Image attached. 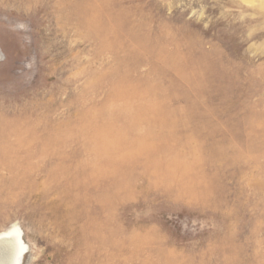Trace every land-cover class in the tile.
<instances>
[{
	"label": "rangeland",
	"instance_id": "rangeland-1",
	"mask_svg": "<svg viewBox=\"0 0 264 264\" xmlns=\"http://www.w3.org/2000/svg\"><path fill=\"white\" fill-rule=\"evenodd\" d=\"M21 264H264V0H0V232Z\"/></svg>",
	"mask_w": 264,
	"mask_h": 264
},
{
	"label": "bare ground",
	"instance_id": "bare-ground-1",
	"mask_svg": "<svg viewBox=\"0 0 264 264\" xmlns=\"http://www.w3.org/2000/svg\"><path fill=\"white\" fill-rule=\"evenodd\" d=\"M25 249L18 226L0 232V264H21Z\"/></svg>",
	"mask_w": 264,
	"mask_h": 264
}]
</instances>
